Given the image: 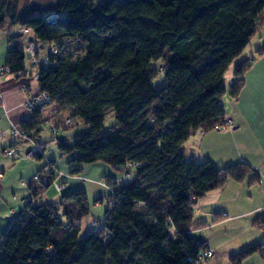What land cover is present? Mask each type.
<instances>
[{
	"label": "trees",
	"instance_id": "trees-1",
	"mask_svg": "<svg viewBox=\"0 0 264 264\" xmlns=\"http://www.w3.org/2000/svg\"><path fill=\"white\" fill-rule=\"evenodd\" d=\"M263 14L264 0H58L24 9L18 0H0V30L18 26L59 48L44 57L50 62L39 70V92L87 127L72 146L61 142V152L79 154L73 162L83 165L137 170L131 184L109 180L111 208L85 237L81 225L74 226L91 214L85 190L60 203L24 206L0 237V264H193L207 249L193 237L197 202L254 171L247 164L196 163L183 146L226 125L223 100L242 91L250 63L240 60ZM65 42L79 45L78 58L61 54ZM159 62L165 65L162 88L154 86L160 75L153 63ZM6 67L26 78L22 47H10ZM233 67L236 81L227 89ZM109 111L115 125L104 133ZM44 113L22 125L35 142ZM55 179H42L41 186ZM260 180L255 174L251 184ZM255 226L264 230L262 222ZM254 254L264 258V244L231 261L242 264Z\"/></svg>",
	"mask_w": 264,
	"mask_h": 264
},
{
	"label": "crops",
	"instance_id": "crops-1",
	"mask_svg": "<svg viewBox=\"0 0 264 264\" xmlns=\"http://www.w3.org/2000/svg\"><path fill=\"white\" fill-rule=\"evenodd\" d=\"M12 30L9 26L0 30V44L8 40L4 42L6 58L0 62V66H6L10 47H21L15 43L20 34H13ZM242 61L250 63L242 91L236 99L227 96L228 101L223 100L227 113L226 124L232 122L234 129L207 134L199 132L185 144L187 150L183 146L188 158L196 163L210 161L219 169L247 164L254 171L245 181H229L222 189L209 193L197 202L195 225L199 228L193 232V237L206 243L207 248L216 254L214 259L204 264H233V256L250 247L264 244V230L255 226V221L264 223V14L257 35L243 54ZM25 83L32 94L40 91L39 84L34 91L33 82L25 77L10 76L0 80V237L11 227L5 217L9 212L16 214L23 209L31 187L38 189L35 178L28 185L23 180L17 182L32 163L29 155L33 149L27 152L25 159L21 158L18 148L28 142L12 134L14 128L23 132L22 125L32 117L23 106L27 96L21 87ZM47 114L49 112L44 113L43 118ZM41 136L35 143L41 142ZM13 148L17 149L21 159L13 160L6 155V151ZM33 157L38 160L46 158L45 153L44 156ZM45 167L41 166L42 169L38 171L41 172ZM255 174L261 178L258 185L251 184ZM41 199L40 192L37 201ZM82 224L83 221L81 227ZM242 264H264V258L254 254Z\"/></svg>",
	"mask_w": 264,
	"mask_h": 264
},
{
	"label": "rangeland",
	"instance_id": "rangeland-1",
	"mask_svg": "<svg viewBox=\"0 0 264 264\" xmlns=\"http://www.w3.org/2000/svg\"><path fill=\"white\" fill-rule=\"evenodd\" d=\"M20 9H24L26 7L29 8H48L51 5H54L58 2V0H18ZM93 3L98 2L99 0H90ZM12 30L13 34H20L17 37V41L15 43L20 44L22 49L30 44L34 43L38 50L40 51L41 59H44L49 51L54 47V44L51 43H41L37 41L33 35V33L26 34L25 31L18 26L12 27L9 26ZM5 41H8L5 39ZM4 41V42H5ZM4 42L0 44V62H3L6 58V52L4 50ZM79 45L75 42H65V46L61 54L63 56L71 55L75 59L78 58L81 54V50H79ZM26 52V51H25ZM153 66L158 71L160 75L155 81L154 86L156 88H162L164 86V76L162 75L165 69V65L163 62L153 63ZM27 67H30V63L27 56ZM234 69L226 76V87H229L234 83ZM38 83L33 82L34 91L37 89ZM228 97L225 98V101H228ZM49 112L43 119L45 121H49L54 123L55 125L62 128V130L58 133L57 136H53L52 131L48 125L44 126L43 133L41 136V142L39 144H43L46 146L45 156L46 158H42L38 160L34 159L32 156V163L28 165V168L25 171V174L22 175L18 179V183L23 180L24 184H30L33 179L37 176L38 172L48 165V163H54V176L56 178L57 185L64 187L62 192L57 191L55 185H51L49 188H44L41 186L40 182H36L37 188L42 194V199L37 201L38 203H60V199L62 197L70 195L71 193L77 190H85L88 196V201L90 204L91 214L89 217L83 220V224L81 227L82 233L81 237H85L90 231L95 230L98 225H100L106 216V213L111 208V195L113 190L108 187L109 180L117 183L119 187L131 184L134 182L137 174V170L132 169L131 167L125 168L126 170L116 171L112 166L98 163L92 165H83L80 163L73 162L75 159L79 157V154L74 153L71 155H65L61 152L59 148V144L64 142L68 146H72L74 139L76 136H80L86 132V126L80 124L77 120H74L71 117V113L68 111H63L59 108L52 107L45 111V113ZM113 113L108 112L107 121L104 127V133L111 132L112 127L115 125V119H113ZM67 119L72 120V124L69 127H64V122ZM226 132V131H225ZM188 143V142H187ZM186 143V145H187ZM35 143H26L19 146L18 150L20 152L21 158L27 157V152L31 151L35 147ZM185 146L187 150L188 147ZM20 158V159H21ZM19 160V159H17ZM42 168L40 169V167ZM40 169V170H39ZM39 170V171H38ZM75 171H80L75 173ZM39 175V174H38ZM34 182V183H35ZM33 183V182H32ZM17 187V186H16ZM35 204L34 206H36ZM13 208V207H12ZM23 210V209H22ZM22 210H18L16 214L9 212V214L5 217L12 224L14 219L19 217V214ZM2 236V235H1Z\"/></svg>",
	"mask_w": 264,
	"mask_h": 264
},
{
	"label": "built area",
	"instance_id": "built-area-1",
	"mask_svg": "<svg viewBox=\"0 0 264 264\" xmlns=\"http://www.w3.org/2000/svg\"><path fill=\"white\" fill-rule=\"evenodd\" d=\"M26 34H29L28 31H25ZM26 54L28 56V60L30 63V67H27V73H26V80H30L32 82H38L40 79V73L39 70L42 66H47L49 64V58L46 59H40L39 58V50L37 46L34 43H30L25 48ZM59 48L57 46L53 47L48 55H58ZM10 76H17V77H23V74L18 75H12L10 73V70L6 66H0V80L2 78H9ZM21 91L27 96L26 100L24 102V108L25 110L32 116L34 113L40 112V111H46L53 107L52 99L47 93H40L37 92L36 94H32L30 91V88L27 83L23 84L21 87ZM72 124L71 119H67L64 122V127H69ZM48 125L50 127V130L53 133V136H57L58 133L62 130L61 127L55 125L54 123H51L49 121L46 122L45 126ZM234 129L233 123L229 122L223 127L217 128V132H225V131H232ZM12 134L14 137L26 141L28 143H35V141L32 139L30 135H26L24 132L19 131L18 129L14 128L12 131ZM35 147L33 148L31 154L29 157L32 156H39L43 155L46 152V147L44 145H40L38 143H35ZM6 155L10 157L13 160L19 159V153L17 149H10L6 151ZM134 165L131 166L133 168ZM54 166H52L50 163H48V166L44 168V171L41 175H38L35 177L36 182H41L42 179L46 180L47 177H53L54 176ZM55 185L57 191L62 192L64 190V187H61L57 185L56 179L52 183V186ZM40 198V195H36L34 190H30L29 196L24 201V206L26 205H34L37 200ZM81 225L80 221H76L74 223V226L78 227ZM216 256L215 252L212 251L210 248L205 249L201 252L198 259L196 261H193V264H204L207 261H210L214 259Z\"/></svg>",
	"mask_w": 264,
	"mask_h": 264
}]
</instances>
